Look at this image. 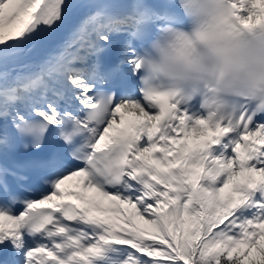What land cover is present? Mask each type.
I'll list each match as a JSON object with an SVG mask.
<instances>
[{"label":"snow or ice","instance_id":"snow-or-ice-1","mask_svg":"<svg viewBox=\"0 0 264 264\" xmlns=\"http://www.w3.org/2000/svg\"><path fill=\"white\" fill-rule=\"evenodd\" d=\"M230 5L239 25H264V0ZM76 7L0 0L4 264H264V111L225 121L141 90L136 54L158 24L179 22L177 2L87 5L32 62ZM117 34L126 41L105 67ZM29 173L48 186L39 198L9 185Z\"/></svg>","mask_w":264,"mask_h":264},{"label":"clouds","instance_id":"clouds-1","mask_svg":"<svg viewBox=\"0 0 264 264\" xmlns=\"http://www.w3.org/2000/svg\"><path fill=\"white\" fill-rule=\"evenodd\" d=\"M176 2L179 22L158 24L136 54L141 90L225 121L264 111V25H239L230 0Z\"/></svg>","mask_w":264,"mask_h":264},{"label":"bare ground","instance_id":"bare-ground-1","mask_svg":"<svg viewBox=\"0 0 264 264\" xmlns=\"http://www.w3.org/2000/svg\"><path fill=\"white\" fill-rule=\"evenodd\" d=\"M3 246H0V249L2 248Z\"/></svg>","mask_w":264,"mask_h":264}]
</instances>
